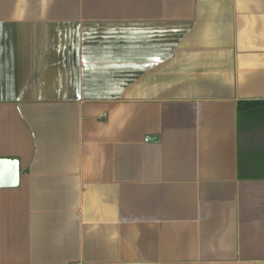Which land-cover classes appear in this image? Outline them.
I'll return each instance as SVG.
<instances>
[{"label":"crops","instance_id":"crops-1","mask_svg":"<svg viewBox=\"0 0 264 264\" xmlns=\"http://www.w3.org/2000/svg\"><path fill=\"white\" fill-rule=\"evenodd\" d=\"M242 101L264 0H0V264H264Z\"/></svg>","mask_w":264,"mask_h":264},{"label":"water","instance_id":"water-1","mask_svg":"<svg viewBox=\"0 0 264 264\" xmlns=\"http://www.w3.org/2000/svg\"><path fill=\"white\" fill-rule=\"evenodd\" d=\"M156 140L157 136H149ZM20 183V162L17 157H0V188L17 187Z\"/></svg>","mask_w":264,"mask_h":264},{"label":"trees","instance_id":"trees-1","mask_svg":"<svg viewBox=\"0 0 264 264\" xmlns=\"http://www.w3.org/2000/svg\"><path fill=\"white\" fill-rule=\"evenodd\" d=\"M262 107H264V102L242 101L239 103L238 110L241 116L249 118L253 117V114Z\"/></svg>","mask_w":264,"mask_h":264}]
</instances>
